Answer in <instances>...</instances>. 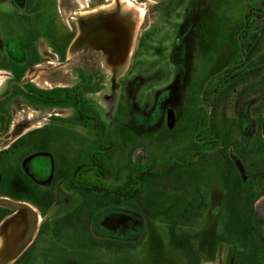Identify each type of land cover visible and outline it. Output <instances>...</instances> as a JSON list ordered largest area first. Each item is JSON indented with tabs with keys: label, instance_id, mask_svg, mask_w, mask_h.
Listing matches in <instances>:
<instances>
[{
	"label": "rangeland",
	"instance_id": "rangeland-1",
	"mask_svg": "<svg viewBox=\"0 0 264 264\" xmlns=\"http://www.w3.org/2000/svg\"><path fill=\"white\" fill-rule=\"evenodd\" d=\"M122 1L140 17L139 34L146 37L140 55L154 71L149 79L126 84L112 82L115 76L108 72L103 83L94 84L92 91L98 93L86 97L93 117L104 125V132H97L94 120L86 130L70 125L75 115L66 94L79 84L72 71L53 69L64 60L58 54L68 43L72 17L113 0H0V64L17 80L37 75L36 84L19 90L43 101L58 96L60 104L52 107L28 97L10 105L13 125L26 121L28 130L17 153L6 157L14 169L0 168V197L30 204L39 221L27 246V213L12 211L1 222L2 259L20 247L16 259L33 248L34 264H188L186 248H191L200 264H248L247 250L237 242L217 243L226 220L219 151L228 152L245 179L264 169V71L225 92L242 73L264 68V38L246 63L232 60L236 45L227 44L236 22L248 10H264V0ZM245 22L249 26L238 44L247 54L261 35L264 17ZM226 65L230 69L222 70ZM213 67L219 74L212 78ZM5 77L0 70V92ZM221 93L228 95L219 102ZM213 114L216 131L209 125ZM45 126L52 133L49 149L34 151L36 142L44 146L36 141L39 135L29 133ZM208 141L217 143L214 151ZM204 151L211 153L204 156ZM93 158L114 170L112 180L91 171ZM80 166L90 172L77 180ZM133 173L142 185L141 203L133 201L137 208L104 209L77 230L55 233V221L82 201L71 182L122 196ZM46 192L54 194L51 207L43 198ZM255 216L264 230V198ZM260 258L264 264V252Z\"/></svg>",
	"mask_w": 264,
	"mask_h": 264
},
{
	"label": "flooded vegetation",
	"instance_id": "flooded-vegetation-1",
	"mask_svg": "<svg viewBox=\"0 0 264 264\" xmlns=\"http://www.w3.org/2000/svg\"><path fill=\"white\" fill-rule=\"evenodd\" d=\"M139 18L137 11L133 7L126 6L122 0H113L110 5L76 13L72 17L73 22L72 24L69 23L67 27L68 43L61 44L64 49L62 54H58V60H64L59 62L55 68L53 67V71H61L62 69L72 71L73 78L79 84L74 91H69L70 93L66 94L69 101L68 106L75 115L71 119V126L86 130L91 127L90 121L94 120V128L97 129V132L104 129L103 123L98 118L93 117L90 112V99L86 96L98 93L92 91L95 88L93 86L94 84L103 83L108 72L115 76L111 81L120 84L136 83L142 78L146 80L151 77L150 73L154 71V67L144 61L140 55V53H144L146 37L139 34L141 27ZM35 65L38 66V63ZM7 67V65L0 64V70L4 71L6 76L5 90L0 92V140H3L0 143V148L3 147L0 154L11 149L14 144L27 135H24L28 130V128H25L26 121L13 125L10 106L12 102L17 98L27 101L29 97L36 98L37 103L44 102V105L52 107L60 105L59 102H55L58 101V96L43 101L33 92L20 91L19 89H22V87L26 88L30 84H36L38 76L35 75L33 78L23 76L21 80H17L16 74L9 72ZM218 71L213 67L210 71L211 77L213 78L216 74H219ZM142 72L147 73V75L140 76ZM50 117L54 118L53 115H50ZM45 128L48 127H41L31 131V133ZM15 137L16 140L11 142ZM198 137V134L195 135V141L199 143L197 141ZM96 164L100 169L110 172L108 176L106 174L102 175L99 168L95 167V170L98 171L97 174L103 180L110 181L113 179L114 170L107 163L96 161ZM88 170L90 168H84L85 172ZM111 193L121 197L115 191H111Z\"/></svg>",
	"mask_w": 264,
	"mask_h": 264
},
{
	"label": "trees",
	"instance_id": "trees-1",
	"mask_svg": "<svg viewBox=\"0 0 264 264\" xmlns=\"http://www.w3.org/2000/svg\"><path fill=\"white\" fill-rule=\"evenodd\" d=\"M249 17L263 18L264 10H248V13L243 17V19H239L238 22L234 25L236 30L234 34L229 36V40L227 44L236 45L233 50V54H231V59L243 60V63L249 62L252 58L259 52L258 46L262 42L264 38V24L261 29V35L258 38L255 46L250 49V51L245 54V51L239 46L238 36L245 32L249 25L245 21L249 19ZM230 69L227 65L222 67V70ZM264 68L262 66H258L257 68L248 70L236 80L226 87L225 92L229 94L231 90H236L241 84L246 82L249 79L253 81L256 78H259ZM222 73V72H221ZM252 81V82H253ZM258 83H254L252 86H256ZM229 90V91H227ZM224 95L221 93V97L219 98V102H222L228 95ZM216 113V110L214 111ZM215 116L212 115V119L209 120V125L211 129L216 131L215 126ZM104 132V129H102ZM39 135V138L36 140H41L44 146L43 148L39 146L38 142L36 145L32 147V150L36 149H49V142L52 133L49 128H45L44 130L35 131L30 134V136ZM22 141H18L13 147L10 149L11 151H5L0 154V168H2L5 164H8L12 167L11 159L7 160V156L11 158V155L14 156L17 151L18 144L22 145ZM195 146L198 145V142L195 141ZM207 148L209 150L214 151L215 147L217 148V143L214 144L213 141H208L206 143ZM31 146V145H30ZM211 148V149H210ZM18 150V149H16ZM13 151V152H12ZM27 152V153H32ZM205 152V153H204ZM204 156H208L211 152L204 151ZM220 154L223 158L220 160L221 162V186L225 197V212H226V220L223 228V233L219 236V243H229V242H237L240 246H242L246 253V260L248 264H261V254L264 252V230L259 227L256 223V206L257 203L264 198V169L258 170L257 174L253 177L245 179L242 176L240 169L236 165V163L232 160L227 151L220 150ZM201 152L198 151V156ZM94 155V153H93ZM94 159V158H93ZM99 168L96 164V160L91 165V171ZM83 166H80L76 169L74 173V178L77 180L81 177L82 172L84 171ZM94 168V169H92ZM12 169H14L12 167ZM102 175H110L109 171L100 169ZM79 174L77 175V173ZM89 172V171H88ZM98 173L97 170H95ZM67 174V172H65ZM63 173V174H65ZM152 171H148L146 176H151ZM135 173L128 176L127 185H125L124 195L121 197L112 194L111 192H103L99 189H93L89 186H78L77 182L74 184L71 182V190H76L81 195L82 201L79 206L74 209L72 212L64 215L63 217L57 219L55 221L54 231L56 234H60V232L66 231L68 229L77 230V226H83L84 222L87 218H93L98 212L108 208L114 207H133L137 208L138 206L133 202L136 201L139 204L142 201V192L140 190V186H142L137 179H134L133 176ZM68 176V174H67ZM151 178V177H149ZM75 179V181H76ZM140 185V186H139ZM42 196V195H39ZM43 198L48 202V207H51L53 204L54 194L53 192H46L43 194ZM37 202V200H36ZM37 208L41 209V205L37 204ZM12 211L0 208V224L1 222L10 214ZM43 215L46 213L43 212ZM86 228V227H85ZM84 228V229H85ZM93 243L96 242L94 238L91 239ZM33 249V248H32ZM28 249L14 264H34L35 258L33 255V250ZM188 249V250H187ZM193 250L190 248H186V256L189 264H200V259L197 254H195Z\"/></svg>",
	"mask_w": 264,
	"mask_h": 264
},
{
	"label": "water",
	"instance_id": "water-1",
	"mask_svg": "<svg viewBox=\"0 0 264 264\" xmlns=\"http://www.w3.org/2000/svg\"><path fill=\"white\" fill-rule=\"evenodd\" d=\"M170 119H171V115L168 117L169 121ZM16 137L13 138L11 142L15 141ZM1 149H3V147H1L0 150ZM0 208L7 209L10 211H14V212H25L30 217L31 225H30V229L27 235V240L25 242V245L27 246L31 237L35 234L37 230V226H38L39 216L37 215L35 208L25 202H18V201H14L12 199L5 198V197H0ZM4 250L5 248L0 253V264H8L11 261L16 262L24 254L23 253L18 259H16V255H18L20 252V247H18V249L13 253V255H11L10 257L6 259H2L6 253V251Z\"/></svg>",
	"mask_w": 264,
	"mask_h": 264
},
{
	"label": "bare ground",
	"instance_id": "bare-ground-1",
	"mask_svg": "<svg viewBox=\"0 0 264 264\" xmlns=\"http://www.w3.org/2000/svg\"><path fill=\"white\" fill-rule=\"evenodd\" d=\"M0 248H1V249H4V244H3V242H0Z\"/></svg>",
	"mask_w": 264,
	"mask_h": 264
},
{
	"label": "crops",
	"instance_id": "crops-1",
	"mask_svg": "<svg viewBox=\"0 0 264 264\" xmlns=\"http://www.w3.org/2000/svg\"><path fill=\"white\" fill-rule=\"evenodd\" d=\"M217 243H219V242L217 241ZM193 252L196 253L194 250H193ZM186 259H187V256H186ZM187 262H188V259H187ZM188 264H189V262H188Z\"/></svg>",
	"mask_w": 264,
	"mask_h": 264
}]
</instances>
